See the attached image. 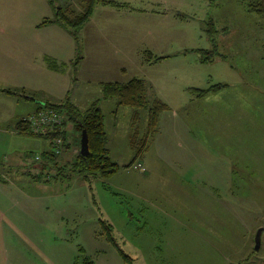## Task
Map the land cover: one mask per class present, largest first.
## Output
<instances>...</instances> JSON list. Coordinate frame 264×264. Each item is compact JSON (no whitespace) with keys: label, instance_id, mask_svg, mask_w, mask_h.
<instances>
[{"label":"rangeland","instance_id":"rangeland-1","mask_svg":"<svg viewBox=\"0 0 264 264\" xmlns=\"http://www.w3.org/2000/svg\"><path fill=\"white\" fill-rule=\"evenodd\" d=\"M114 1L120 6L95 4L76 37L63 28L64 49L58 55L68 58L63 74L29 70L21 50L9 77L10 56L0 55V87L23 85L55 99L66 85L79 109L97 99L107 155L119 165L105 178L25 183L23 195L0 189V264H110L111 255L121 263L116 247L129 257L125 264H264V230L253 249L254 232L264 226V18L246 10L247 0ZM63 2L78 10L81 0L53 1ZM18 13L19 31H32ZM210 27L215 31L209 33ZM87 30L99 32L101 46L108 37L110 49H119L122 80L143 79L148 97L166 106L141 160L127 167L134 155L128 145L133 108L117 106L113 112L115 98H101L100 83L114 80L112 73H91L90 67L85 79V69L78 62L73 66L82 55L81 42L91 34ZM30 37L20 38L18 47L28 46ZM107 50L105 45L102 51ZM156 56L165 57L153 60ZM204 56L209 59L200 61ZM34 58L39 65V53ZM215 83L224 86L193 94ZM33 106L20 110L25 114ZM145 116L140 110L141 133ZM13 144L19 154L50 149L47 140L28 135L16 136ZM76 146L70 141L60 161ZM25 163L20 173L29 170ZM47 169L54 174L55 167ZM3 172L8 178L7 167Z\"/></svg>","mask_w":264,"mask_h":264},{"label":"trees","instance_id":"trees-1","mask_svg":"<svg viewBox=\"0 0 264 264\" xmlns=\"http://www.w3.org/2000/svg\"><path fill=\"white\" fill-rule=\"evenodd\" d=\"M53 9L51 18H43L39 24L55 23L62 28L69 31L71 36L76 37V31L80 29L83 24L90 17L95 4H108L118 7L120 3L114 0H81L80 10L74 11L70 8H61L54 5L52 0H47ZM210 4L216 0H207ZM246 10L252 12L262 18H264V0H247L245 2ZM215 31V28L210 27L209 33ZM209 40L213 39V34H209ZM216 47L213 42L212 47ZM217 49V48H214ZM203 51V49H199ZM207 50V51H206ZM204 49L205 52L211 53V49ZM218 56H222L219 52H214ZM165 56L153 57V60L163 58ZM212 57V55H211ZM81 56H76L73 60V66L77 64V60ZM209 59V56L200 58L201 60ZM47 65L52 66L51 63ZM224 86V84L215 83L209 85L205 89H196L197 95H203L207 92L215 91L217 88ZM147 85L145 81L138 77H132L124 82L117 81H105L100 83V96L101 98L114 97L116 100V106H129L133 110L129 117L130 122V134L128 139V145L133 150L134 155L132 160L124 165V167L132 165L133 162H139L145 152L149 137L157 130L158 114L166 108L165 104L161 102L157 97H148ZM0 92L8 94H20L21 89H11L8 87H0ZM53 109L58 113L59 122L54 125L53 128H49L46 132L39 133L34 132L33 127L30 126L28 118L30 115L35 114L40 109ZM140 110H145V127L141 133L138 127V120L140 118ZM67 126L69 129H67ZM13 127L15 130L22 134H28L32 136L42 137L49 140V148L47 151L41 153L42 159L50 163L54 168V174L44 173L42 178L46 181H54L61 179H71L79 177L83 180L89 181L94 178H105L115 173L119 165L114 161H111L107 155L106 136L103 129V113L97 105V100L92 101L89 106L84 109L76 107L69 99L68 94L58 102H44L38 105L34 112L22 117L14 122ZM68 130H74L76 138L72 140V145L77 148L79 145L80 131L84 130L87 137V153L80 154L78 149L75 150L69 158H65L60 161V151H68L70 141L68 142ZM140 136V137H139ZM59 139V143L54 147V140ZM62 148V149H61ZM71 150H69L70 152ZM62 162V163H59ZM43 164V162H42ZM46 166L40 165V170L43 171ZM47 168V167H46ZM46 170V169H45ZM103 229L108 234L111 228L110 225L104 224ZM109 239V238H108ZM109 242L114 244V240ZM119 255L123 262L129 260V257L124 254L118 247ZM80 249H78L79 251ZM84 261H88L87 255L83 256ZM90 263V261H88ZM92 263V262H91Z\"/></svg>","mask_w":264,"mask_h":264},{"label":"crops","instance_id":"crops-1","mask_svg":"<svg viewBox=\"0 0 264 264\" xmlns=\"http://www.w3.org/2000/svg\"><path fill=\"white\" fill-rule=\"evenodd\" d=\"M52 1H58V0H52ZM4 6H9L11 8H5ZM57 6L61 8H68L64 2L63 5L57 4ZM1 7L3 8L0 9V55L2 56L3 54H6L7 56H10V61L5 67L7 75L10 77L14 75V72L17 70L19 65V54L21 50L23 53H27V59L25 60V62L29 70H35L40 68L41 70L42 69L45 70V72H52V74H63V71L66 69L65 62L67 61L68 58L67 57L62 58L61 56L58 55L64 49V40H62V37L64 35V30L61 26L55 23L39 24V22L43 18L52 17L53 9L51 5L48 3V1L47 0H0V8ZM79 10L80 7L78 8V10H74V11H79ZM18 11H21L23 15L29 14V16L22 15V18L23 17L25 18L26 16L27 19H25V21H29L32 31H26V32L19 31L21 27L20 26L21 17L19 16ZM87 31H90L92 35L88 34L89 35L88 39L84 42L83 41L81 42L82 55L80 60L78 61V68L85 69V71L82 74L85 77V79H87V75L89 74L88 69L92 67L91 69L93 70L91 73H95L97 72L96 70H99L100 72L98 73L99 75L105 73H112V77H113L112 79L114 80L111 81H117V82L126 81V80H122L123 75L125 74L123 69L124 62L121 56H119L118 58L116 57L118 55V52H120L119 49H116L115 47L110 49L111 44L109 43L108 37H103L106 43L105 45L109 50L105 52L102 51L104 50L105 45L101 46L100 44L98 37L99 32L98 31L94 32V30H87ZM30 34H31L30 37L31 39L29 41L28 46L20 49L18 45L23 44V42L20 41V38L24 37V35L29 37ZM101 35H104V33H101ZM41 36H46V37L37 46H35L36 42L40 40ZM18 39L19 42H17ZM10 42L12 43L14 42L15 45L8 46V43ZM52 47L56 50V51L54 50L56 54L50 52L53 51L51 49ZM75 49L76 48L72 47V50L70 49L71 53ZM196 49H194V52L197 53ZM76 51L75 53L77 54ZM34 52L39 53L40 56L39 65L35 64ZM221 55L224 56L223 54ZM14 56L16 57L15 60H13ZM48 62L51 63L52 66L47 65ZM49 76H53V75H49ZM106 81H110V80H106ZM219 84H223V83H219ZM19 89L22 90V93L20 94H8V93L0 92V189L7 188L8 191L13 190L14 192L15 191L18 192L19 194L22 193L23 195L24 190L22 186H25V183L34 184V182H38L40 184L42 183L45 184L51 182V180L46 181L44 178H42L44 173L47 172L48 174H50L48 171L45 170L47 169L46 167H48L50 163L42 159L41 153L48 150L45 148H42L39 154H30V151H21L22 152L21 154L15 152L18 155V157L16 158L12 157L15 154L13 152L16 151L13 149L14 138L16 136L18 137V136L28 135L17 132L13 127V124L22 117H25V115H27L30 111L34 112L37 106L41 105L44 102H58L62 100L68 94L69 90L66 85L61 86V92H59L58 95H62V97L54 99L51 96L43 95L42 92L38 91L36 88L26 89V86L21 85ZM198 89H202V88H198ZM195 93L196 92H193V94ZM37 100H39L40 102H38ZM30 102H34L33 109H31L29 112H25V114L22 113L20 109L23 108V110H26ZM117 108L118 107L115 104V109L113 112H117ZM28 136H32V135H28ZM68 136L70 137V141L72 142V140L76 138L75 131L68 130ZM33 137H37V136H33ZM38 138H42V137H38ZM47 143L49 145V140H47ZM11 153L13 154L11 155ZM28 156H29V160H28ZM22 157H25L23 161L21 159ZM26 161H27L28 169L35 172L32 173L28 170L20 173L19 170H17V169H21L20 167L22 165H25ZM40 165L46 166L42 172L39 171ZM3 167H7V174H9L8 178H6L4 175ZM18 180H22V181H18ZM54 181H57V178ZM32 187L35 188V186ZM40 188H44V187H40ZM40 196L42 195L39 194L38 197ZM32 248L34 249V245H32ZM46 259L50 263H52L49 260V258ZM120 259H121V263L116 261L114 255H111L110 264H125V261L123 262L122 258ZM55 264H59V263H55Z\"/></svg>","mask_w":264,"mask_h":264},{"label":"built area","instance_id":"built-area-1","mask_svg":"<svg viewBox=\"0 0 264 264\" xmlns=\"http://www.w3.org/2000/svg\"><path fill=\"white\" fill-rule=\"evenodd\" d=\"M30 126L34 132L45 133L49 128H53L59 122L58 113L53 109H40L28 118ZM59 143V139L54 140V147Z\"/></svg>","mask_w":264,"mask_h":264},{"label":"water","instance_id":"water-1","mask_svg":"<svg viewBox=\"0 0 264 264\" xmlns=\"http://www.w3.org/2000/svg\"><path fill=\"white\" fill-rule=\"evenodd\" d=\"M78 151L80 154L87 153V137L84 130L80 131ZM263 230H264V226L258 227L255 230L253 235V249H258L260 244V234Z\"/></svg>","mask_w":264,"mask_h":264}]
</instances>
